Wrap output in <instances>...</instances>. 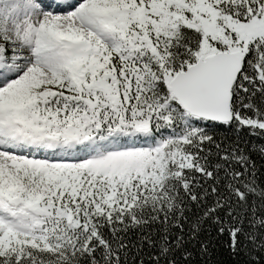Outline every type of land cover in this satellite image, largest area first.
<instances>
[{
  "label": "snow or ice",
  "instance_id": "snow-or-ice-1",
  "mask_svg": "<svg viewBox=\"0 0 264 264\" xmlns=\"http://www.w3.org/2000/svg\"><path fill=\"white\" fill-rule=\"evenodd\" d=\"M0 264H264V0H0Z\"/></svg>",
  "mask_w": 264,
  "mask_h": 264
}]
</instances>
